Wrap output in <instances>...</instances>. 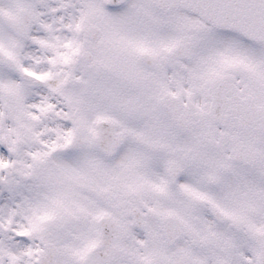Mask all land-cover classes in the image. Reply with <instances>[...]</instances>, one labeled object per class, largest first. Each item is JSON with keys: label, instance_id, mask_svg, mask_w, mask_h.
<instances>
[{"label": "snow or ice", "instance_id": "1", "mask_svg": "<svg viewBox=\"0 0 264 264\" xmlns=\"http://www.w3.org/2000/svg\"><path fill=\"white\" fill-rule=\"evenodd\" d=\"M0 264H264V0H0Z\"/></svg>", "mask_w": 264, "mask_h": 264}]
</instances>
